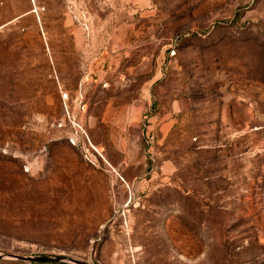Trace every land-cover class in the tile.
<instances>
[{
    "label": "rangeland",
    "instance_id": "rangeland-1",
    "mask_svg": "<svg viewBox=\"0 0 264 264\" xmlns=\"http://www.w3.org/2000/svg\"><path fill=\"white\" fill-rule=\"evenodd\" d=\"M8 255L264 264V0H0Z\"/></svg>",
    "mask_w": 264,
    "mask_h": 264
},
{
    "label": "water",
    "instance_id": "water-1",
    "mask_svg": "<svg viewBox=\"0 0 264 264\" xmlns=\"http://www.w3.org/2000/svg\"><path fill=\"white\" fill-rule=\"evenodd\" d=\"M8 258L11 260H18L29 263H59V262H70L73 264H90L86 261H81L77 259H69L67 260L63 256L51 257V256H40V257H24L17 255H8V256H0V259Z\"/></svg>",
    "mask_w": 264,
    "mask_h": 264
}]
</instances>
